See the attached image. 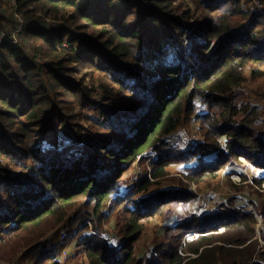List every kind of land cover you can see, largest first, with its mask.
<instances>
[{"label": "trees", "instance_id": "1", "mask_svg": "<svg viewBox=\"0 0 264 264\" xmlns=\"http://www.w3.org/2000/svg\"><path fill=\"white\" fill-rule=\"evenodd\" d=\"M15 2L35 52L0 36L2 244L62 220L78 203L97 211L123 187L119 177L135 158L154 150L149 176L114 201L125 202L122 238L87 234L76 254L90 264H264L254 231L262 219L264 237V202L259 216L236 206V197L167 222L146 257L134 253L150 217L195 197L182 186L149 191L171 163H197L183 174L198 183L243 156L255 168L252 186L264 191V109L235 100L245 66L252 80L264 75V11L244 10L242 0ZM47 19L52 27L39 25ZM201 96L208 101L207 112L196 116L204 141L166 148ZM238 174L229 177L246 181Z\"/></svg>", "mask_w": 264, "mask_h": 264}, {"label": "rangeland", "instance_id": "2", "mask_svg": "<svg viewBox=\"0 0 264 264\" xmlns=\"http://www.w3.org/2000/svg\"><path fill=\"white\" fill-rule=\"evenodd\" d=\"M0 1H2L0 2V29L5 32V34H8L17 25L18 22L24 21L19 13H14V8L17 7V4L14 0ZM47 20L49 21V19ZM24 36L23 34H21L19 42H23L27 53L32 55L35 51H33L32 49L31 42L29 40H26ZM169 51H171V48ZM247 71H250V65H247L244 68V81L249 80L247 78V76L249 75ZM241 86H243V81ZM261 86L262 84L259 80H253V83L249 82V90L243 88V91L237 94L235 98L236 103L239 104L246 100L249 101L250 97L246 95L248 91L253 94L254 98H263L264 91H261L259 89V87ZM98 91L99 90H94V93L97 97H99ZM243 92L245 94H243ZM194 102L195 112H200L205 109L208 110V101L204 97H196ZM199 126V120L194 118L193 113L184 125H180L176 129V131L170 135L171 139L173 140H165L166 148L168 147L179 150H186L190 146H194L199 142L204 141V136L201 134ZM178 136L186 138L195 137L200 141H188L189 144L187 145V147L177 148L174 147L173 142ZM60 139H63V137H61ZM65 140L68 141L66 138ZM153 153H155V151L150 150L147 154H142L135 158V160L128 168V171H126L122 176L119 177L124 178V180H122L121 182V186L123 187H121L116 194L113 193L109 196V198H106L104 203L101 204L102 206L97 211L92 210L93 203L89 204L88 206L81 202L73 206L71 209L66 210L64 213V218L60 221H55L53 218L47 224L34 227L31 231L20 233L18 236L13 237L11 239L12 241L8 240V242H6L5 244H2L3 241L0 238V264H33L34 262H36V260H38L42 264H90L85 254H76V246L80 244L85 237H87V234L92 235V233H95L96 235L98 234L100 237H105L110 241H119L122 238V235L119 234L118 230L119 227H122L124 229L127 223V219L125 220L124 217H120L119 211L122 212V209L125 208V202L121 203L118 200L114 203V201L117 200L116 196L120 197L128 193L129 189L133 185H135V181L137 182L141 178L149 176L152 169L150 166V161L151 159H154L151 158L153 156ZM239 160L240 162H238V164H228L220 169L214 180H204L198 183L192 181L189 182L183 174L184 166L194 167L197 165V163H195L194 161L188 162L187 164L171 163L166 167L167 174L163 178L159 179V183L157 185H153L149 189V191L154 189H163L166 187L178 189L180 188L179 186H182L188 190H192L195 194L196 191H200L203 194L213 196V198H210V200L207 199V201L211 202V206H208L207 203H204L205 209L216 208L218 202H224V204H226L227 202H231L233 197H236L235 200L239 201V204L234 203L236 206L244 208L247 211L255 212L259 215L261 208H257V204H263L264 191H262L263 189H259V191H262L259 192L256 185L252 186L251 176L255 174V168L251 169L243 156H240ZM236 172H239L238 175L245 177L246 181L242 182V179L238 180L235 177H229V174ZM180 179L183 180V184H181ZM129 197L130 194L126 196V199H128ZM252 199L255 201H251ZM186 205L188 206L190 205V203H187L185 205H178L176 209L175 205H173L170 209H168V207L171 206L168 204L161 212L150 217V219H148L144 223L143 232L135 242L134 253H136L138 257H146L152 250V248L156 244H158L160 240H162L164 226L169 224H167L170 218L169 210L178 213V217L176 219L180 217L179 211L181 214V218L182 216L187 217L189 216V213H192V207L191 209L190 207L185 209ZM255 205L257 211H254ZM231 207L234 206L231 204ZM126 216L128 218V212H126ZM105 217H108L106 221ZM178 221L179 220L171 221L170 224L173 225ZM95 226L97 227V229H95ZM262 226L263 220L260 219L258 220L257 224H255L254 231L255 237L259 242L258 246L264 247ZM63 227H67L68 235L65 240L60 241L58 239V231ZM56 247L60 249L61 252L64 250L63 254H66L64 257L65 260L62 262H59L61 260V258L59 257L56 261L53 260V258L58 255L53 256V258L51 257L53 255L52 253L54 251H57ZM6 253H12L14 256L9 259L10 256H8L9 254L6 255Z\"/></svg>", "mask_w": 264, "mask_h": 264}, {"label": "built area", "instance_id": "3", "mask_svg": "<svg viewBox=\"0 0 264 264\" xmlns=\"http://www.w3.org/2000/svg\"><path fill=\"white\" fill-rule=\"evenodd\" d=\"M242 8L244 10H250V11H264V0H244V1L242 0ZM23 21H24V19H23ZM53 24L54 23L52 21H46V23L39 24V25L44 27V28H50L53 26ZM24 25H25V21L24 22H22V21L18 22L17 25L10 31V36H7L5 34V32H3L0 29V36L3 38L7 37L9 39V41L13 44H18ZM166 48H167V50L170 48L169 44L166 45ZM171 140H173V139H171ZM188 141L196 142V141H200V140L195 138V137L186 138V137L178 136L177 138H175L173 145H174V147H177V148L187 147V145L189 144ZM156 157H157V153L155 152V153H153V156L151 158H156ZM67 235H68L67 227H63L58 231V239L60 241L65 240ZM63 251L58 256L59 258H61V260L59 262H62L65 260L64 257L66 254H63ZM58 257H54L53 260L56 261Z\"/></svg>", "mask_w": 264, "mask_h": 264}, {"label": "crops", "instance_id": "4", "mask_svg": "<svg viewBox=\"0 0 264 264\" xmlns=\"http://www.w3.org/2000/svg\"><path fill=\"white\" fill-rule=\"evenodd\" d=\"M247 72H248V71H247ZM250 72H251V66H250V71L248 72L249 75H250ZM249 75L247 76V78H248L249 80H248V81H243V86L237 88V90H239L240 92L243 91V90H242L243 88H245L246 90H249V89H248L249 82L253 83V80L251 79V77H250ZM245 77H246V76H245ZM259 81H260V83L262 84V86L259 87V89H260L261 91H264V76H263V77L261 76V77L259 78ZM261 81H262V82H261ZM243 94H245V93L243 92ZM246 95L250 97V100H249V101H250L251 103L261 105V106L263 107V109H264V97L261 98V99L254 98V97H253V94H251L250 91H248V92L246 93ZM205 112H207V109L202 110V111H200V112H199V111L194 112V118H196V116H197L198 114H203V113H205ZM196 119H197V118H196ZM170 135H171V134H170ZM170 135L166 138V140H171ZM209 194H210V193H209ZM210 198H213V196H209L208 194L206 195V194H203V193L200 192V191H196L195 197L189 202L190 205H188V206L186 205V206H185V209L188 208V207H190V209H191V207H192V209H191V210H192V213L195 212V213H198V214H203V212H207L208 210H210V208H207V209L204 208V206H205L204 203H207L208 206H211V205H210L211 202L207 201V199L210 200ZM179 215H180L179 218H181L180 211H179ZM177 217H178V213H177V212H174V213L172 214V216H170V218H169V224L171 223V221H177V220H179V218L176 219Z\"/></svg>", "mask_w": 264, "mask_h": 264}, {"label": "clouds", "instance_id": "5", "mask_svg": "<svg viewBox=\"0 0 264 264\" xmlns=\"http://www.w3.org/2000/svg\"><path fill=\"white\" fill-rule=\"evenodd\" d=\"M156 152V151H155ZM157 153V152H156Z\"/></svg>", "mask_w": 264, "mask_h": 264}]
</instances>
